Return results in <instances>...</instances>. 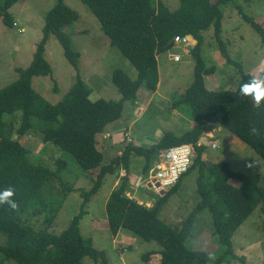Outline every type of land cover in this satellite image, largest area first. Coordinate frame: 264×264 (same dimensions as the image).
<instances>
[{"label": "trees", "instance_id": "16d2710c", "mask_svg": "<svg viewBox=\"0 0 264 264\" xmlns=\"http://www.w3.org/2000/svg\"><path fill=\"white\" fill-rule=\"evenodd\" d=\"M19 1L0 0L1 20L10 29L15 26L10 10ZM81 1L99 20L110 44L136 69L137 78L132 79L124 70L115 69L112 80L122 100L99 98L93 101L90 98L92 89L80 74L81 55L64 30L77 22L80 14L65 0L56 1L46 15L42 38L32 62L26 68L18 67V78L0 89V234L6 237L0 245V264L9 261L17 264H84L85 257L92 258L97 264H109L106 252L96 249L81 233L80 221L87 213L86 204L98 193L108 174L118 175L122 170L131 172L133 154L144 157L145 177L160 151L181 144L196 147L194 163L174 187L164 194L155 193L157 198L152 206L126 194L129 186L125 177L112 190L106 203L111 234L116 236L121 229H127L147 242L159 243L162 246L159 264H208L211 261L225 264L243 260L235 253L233 237L259 204L264 211V188L253 177L233 170L227 161L207 162L203 158L207 147L198 143L211 125L218 124L264 157V90L239 62L231 58L221 39L224 8L234 4L242 18L258 32L262 43L264 26L246 14L236 0H180L176 10L162 0ZM210 28H213L222 56L241 70L235 90L210 89L206 84V76L217 71L216 66L206 64L202 55L204 33ZM189 35L196 40L194 45L190 43V54L195 61L194 81L171 100L170 106L190 117L192 128L184 133L164 131L149 148L129 146L121 156L106 163L99 147V135L122 117L124 101H135L141 87L151 93L158 89V55L173 47L175 37ZM51 36L59 40L77 71L76 82L57 104L46 100L33 86L34 77L52 75V67L45 58ZM16 112H21V116ZM14 116L20 123L15 138ZM35 129L42 133L45 142L72 154L83 169L81 173L97 176L96 180L92 178L95 181L93 188L81 191L84 202L80 211L60 234L49 230L55 221L56 209L50 207L42 194L47 182L53 178L63 179L67 162L58 159L57 169L53 170L37 159L22 140ZM195 168H198L199 199L183 225L172 227L161 219V211L183 177ZM68 190L74 191L71 186ZM205 210L212 216L214 233L218 237L217 258L211 251L191 249L186 245L196 219ZM31 211L34 216L45 214L43 228L38 229L24 219ZM151 256L152 253H146L143 258L148 261Z\"/></svg>", "mask_w": 264, "mask_h": 264}, {"label": "rangeland", "instance_id": "374dc122", "mask_svg": "<svg viewBox=\"0 0 264 264\" xmlns=\"http://www.w3.org/2000/svg\"><path fill=\"white\" fill-rule=\"evenodd\" d=\"M56 1H19L10 10L15 18L13 29L4 25L0 14V89L18 78L19 74L16 70L18 67L26 68L32 62L37 44L42 38L46 15ZM162 1L172 10L178 9L180 5V0ZM236 2L242 6L246 14L254 17L264 26V0H236ZM65 3L80 14L79 20L65 27L64 30L70 35L75 49L81 55L80 74L83 81L92 89L90 98L93 101L99 98L121 101L122 95L112 80L113 71L122 69L132 79H136V69L119 49L110 44V39L102 31L99 20L81 0H65ZM221 39L225 42L231 58L239 62L243 70L250 73L264 90V43L258 32L242 18L234 4L224 8ZM190 43L194 45L196 42H193V38H189V42L174 43L173 47L158 55L161 82L157 99L150 101L151 91L144 86L141 87L138 98L135 101H124L122 117L109 127L122 129L126 126L117 139L112 137L107 139L105 137L107 132L99 135V147L106 163L122 155L121 147L149 148L158 141L164 131L184 133L189 130L191 118L185 115L175 117L174 114L172 115L173 108L168 104H171V100L177 94L184 92L194 81L195 61L190 54ZM202 55L208 66L217 67L215 73L205 78L208 88L235 90L238 87L241 70L236 65L228 63L222 56L213 28L204 33ZM175 57H178V60H175ZM45 58L52 67V75L34 77L33 86L46 100L57 104L76 82L77 71L67 59L61 43L55 36H51L47 42ZM158 101L162 103V114H159L162 110L159 108ZM144 104L147 108H144ZM144 109H146L145 116H140ZM15 114L21 116V112ZM12 121L15 122L13 131L15 138L18 137L16 129L20 126L19 118L14 116ZM209 128L213 131L218 147L212 148L208 144L203 158L209 163L227 161L233 170L253 177L264 188V157L228 129L218 124H213ZM130 133L135 137L127 141L126 138ZM121 137L124 138L122 143L117 141ZM22 140L41 163L53 170L57 169L58 159L67 162L68 169L62 172L63 179L53 178L47 182L42 194L50 207L56 209L55 221L51 223L49 230L60 234L80 211L84 202L81 191H89L93 188L95 181L92 178L96 180L97 176L94 174L91 177L81 173L83 169L74 156L57 145L45 142L38 129L29 132L22 137ZM137 157L139 159L132 166L134 172L138 174L133 172L122 175V171L118 175L108 174L98 193L93 195L86 204L87 213L80 221L83 237L91 240L96 249L106 252L109 264H159L160 262L162 246L159 243L147 242L127 229H121L118 236H113L107 224V200L123 177L127 178L129 187L126 194L131 198L143 203L151 201L152 204L157 198L156 191L149 189L147 191L136 185L145 162L143 156L137 155ZM197 176L198 168L186 174L177 191L161 211V219L168 225L172 227L183 225L195 208L199 199ZM70 186L74 191L68 190ZM261 207L262 204H259L234 234L235 253L243 260H234L225 264H264V211ZM24 219L38 229L46 225L43 213L34 216L31 211ZM5 241L6 237L0 234V245ZM186 245L191 249L211 251L216 258L218 257L216 254L219 252L220 245L208 210L199 214ZM146 253H152L148 261L143 258ZM5 264L17 263L9 261ZM84 264L97 263L92 258L85 257ZM208 264L215 263L211 261Z\"/></svg>", "mask_w": 264, "mask_h": 264}, {"label": "built area", "instance_id": "2783aa9c", "mask_svg": "<svg viewBox=\"0 0 264 264\" xmlns=\"http://www.w3.org/2000/svg\"><path fill=\"white\" fill-rule=\"evenodd\" d=\"M174 42H189V38L187 36H177ZM175 60H178V57H175ZM213 139V131L209 130L204 133L198 144H210L212 148H217L218 144L212 141ZM195 157L196 147L192 144H181L160 151L154 159L148 174L145 177H139L136 185L137 187L141 186L144 190H154L163 194L166 190L174 187L182 176L188 172L194 163Z\"/></svg>", "mask_w": 264, "mask_h": 264}, {"label": "crops", "instance_id": "0c3cea01", "mask_svg": "<svg viewBox=\"0 0 264 264\" xmlns=\"http://www.w3.org/2000/svg\"><path fill=\"white\" fill-rule=\"evenodd\" d=\"M158 60H159V57H158ZM158 65H159V61H158ZM159 74H160V72H159ZM161 82V81H160ZM160 82H159V85H158V89L154 92V93H151V95H150V98H151V100L150 101H153L154 100V98H156L157 99V97L159 96V94H160V92H159V89H160ZM169 103H170V101H169ZM162 103H160L159 101H158V105L160 106L159 108H160V110H162V105H161ZM169 106H170V104H168ZM144 106H145V104H144ZM144 108H147V105L144 107ZM144 111H146V109H144L143 110V112H141L139 115L141 116V115H143V116H145V114H144ZM163 113V110L161 111V113L159 112V114H162ZM175 115V117H176V115H181V113H179L176 109H174L173 108V111H172V115ZM140 116H138V118L140 117ZM141 119V118H140ZM174 118H172V120H173ZM192 126H193V122L191 121V124H189V128H192ZM110 127V126H109ZM107 128V130L109 131H105V132H107V134L105 135V137H107V139H111V137L113 138V139H117V136H119L120 135V133H122L121 132V130L122 129H124V128H119V129H113V128ZM129 136V137H128ZM127 136V138H126V140L127 141H129V139H131L132 140V138L134 139V135L133 134H129ZM126 137V135L124 136V138ZM124 138H118V140L117 141H121V143L124 141ZM114 141H116V140H114ZM125 144H126V142H125ZM127 147V146H126ZM126 147H121L122 149H123V151L125 150V148ZM121 149V150H122ZM121 151L119 150V153H120ZM118 153V154H119ZM123 154V153H122ZM139 159V157H137V155H133L132 157H131V172L129 173V174H132L133 172H134V170H133V163H135V161L136 160H138ZM144 164H145V162H144ZM141 166H142V164H141ZM144 166V165H143ZM125 173H127L125 170H122V175H124ZM134 173H137V172H134ZM121 174V173H120ZM138 174V173H137ZM141 176H143V169L140 171V173H139V177H141ZM131 177V176H130ZM182 182V181H181ZM140 202H142V201H140ZM152 203H151V201H146V205H148V206H150ZM118 235H119V233H118ZM117 235V236H118Z\"/></svg>", "mask_w": 264, "mask_h": 264}, {"label": "clouds", "instance_id": "9594fccd", "mask_svg": "<svg viewBox=\"0 0 264 264\" xmlns=\"http://www.w3.org/2000/svg\"><path fill=\"white\" fill-rule=\"evenodd\" d=\"M210 129H208L207 131H209ZM203 137V136H202ZM212 141H215V138L212 140ZM216 142V141H215ZM199 145V144H198ZM200 145H205L207 147L208 144H203L201 143ZM139 179V178H138ZM164 194V193H163ZM140 202V201H139ZM140 203H143V202H140Z\"/></svg>", "mask_w": 264, "mask_h": 264}, {"label": "water", "instance_id": "95a60500", "mask_svg": "<svg viewBox=\"0 0 264 264\" xmlns=\"http://www.w3.org/2000/svg\"><path fill=\"white\" fill-rule=\"evenodd\" d=\"M189 38H192L190 35L188 36ZM193 42H196V40H193Z\"/></svg>", "mask_w": 264, "mask_h": 264}]
</instances>
